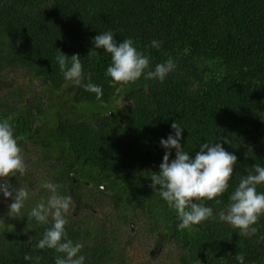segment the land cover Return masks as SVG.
<instances>
[{"label":"trees","instance_id":"trees-1","mask_svg":"<svg viewBox=\"0 0 264 264\" xmlns=\"http://www.w3.org/2000/svg\"><path fill=\"white\" fill-rule=\"evenodd\" d=\"M106 31L117 41L131 38L150 57V70L169 58L175 70L163 83L144 76L124 87L111 83L110 54L87 56ZM57 49L80 55L83 82L102 88L99 100L66 83ZM69 85L72 92L58 104ZM9 116L31 171L23 181L9 180L29 187L18 218L7 217L12 201L0 194V264H34L26 253L55 264L54 250L35 247L50 222L27 221L49 194L41 186L46 181L72 197L66 231L84 245L85 264H149L147 250L134 242L147 231L165 238L162 251L178 264H237L236 256L242 264H264V216L247 238L218 217L239 179L264 166V0H0V120ZM174 121L190 155L224 137L225 150L237 156L221 203L205 201L216 219L192 232L178 229L176 213L149 187L165 152L159 141L174 134ZM34 149L42 155L35 158ZM130 221L136 234L128 231Z\"/></svg>","mask_w":264,"mask_h":264},{"label":"clouds","instance_id":"clouds-1","mask_svg":"<svg viewBox=\"0 0 264 264\" xmlns=\"http://www.w3.org/2000/svg\"><path fill=\"white\" fill-rule=\"evenodd\" d=\"M92 43L93 47L87 56L98 55L96 50L99 49L110 54L111 62L105 75L110 78L111 83L120 87L135 83L142 76L163 83L176 68L174 60L169 58L155 65L154 70H150V57L138 51L131 38L117 41L112 31L97 34ZM160 46V41H151L152 48L158 49ZM56 62L67 84L94 93L97 100L101 98L103 90L99 85L83 82L84 73L79 54L69 58L57 49ZM11 121V116L0 120V194L5 200L11 198L7 217L14 219L20 216L25 207L29 198V187L21 183L19 187H13L9 182L12 177L23 181L27 174L23 149L19 144L23 137L15 135ZM171 129L174 134L159 141L165 152L159 171L150 172L149 187L176 213L178 229L192 232L195 226L216 219L213 208L205 206V201L215 200L216 204L221 203L218 198L229 187L237 156L225 150L223 145L229 141L224 137H217L216 142L202 143L199 150L190 155L181 144L184 129L175 121L171 124ZM173 149L175 158L170 161ZM41 186L49 194L31 208L27 221L31 223L35 220L41 225L50 222V227L43 232L35 246L36 250H54L57 253L55 264H85V256L80 254L84 245L74 243L66 231V216L74 203L72 197L61 195L59 186L50 181ZM261 186H264V166L255 164L247 175L239 179L238 186L230 194L226 209L218 213L219 220L238 230L242 237L255 235L258 231L255 225L264 216V192L257 191ZM3 225L5 221L0 218V226ZM31 239L32 236L28 238ZM41 259L40 256L33 257L27 253L24 255L25 261H34V264H40ZM235 259L237 264H242L241 256H236Z\"/></svg>","mask_w":264,"mask_h":264},{"label":"rangeland","instance_id":"rangeland-1","mask_svg":"<svg viewBox=\"0 0 264 264\" xmlns=\"http://www.w3.org/2000/svg\"><path fill=\"white\" fill-rule=\"evenodd\" d=\"M72 92V89H71V85H69V86H67V87H64V89H63V92L60 94V96H59V98H57V102H58V104H60L63 100L64 101H66V98H65V95L66 94H69V93H71ZM121 104H122V102L121 101H119V106H121ZM33 151H35V152H37L38 153V155H35V158H38V157H40L41 155H42V153L41 152H39V151H36V149H34ZM34 157V156H33ZM27 165V164H26ZM30 165H27V175H29V173H30ZM30 176H36V174L35 173H31L30 174ZM33 186V185H32ZM140 200H142V199H140ZM72 207H74V206H72ZM107 209V212H108V210L110 211V209L109 208H106ZM87 211H94V209L93 210H91V207L89 208V209H87ZM129 211V210H128ZM139 228L136 226V225H132L131 224V227H129L128 228V231L130 232V233H132V234H136L137 233V230H138ZM127 233H125L124 234V236H127L126 235ZM137 235H140V234H137ZM157 235H158V233H154L153 235L151 234V231H147V232H143V233H141V237H140V240L139 241H134L135 243H138V244H140V245H142L146 250H147V252H149V251H153V249H150L151 248V246H152V243H153V239H154V237L156 236L157 237ZM149 237V238H148ZM165 238H163V237H161V242L160 243H163V247L165 246H167L168 244H167V242H166V240H164ZM155 242H159V240H158V237H157V239L155 240ZM146 254H148V253H146ZM167 254L169 255V256H167ZM154 255H156V256H154V257H150L149 255V258H147L148 259V262H149V264H157L158 263V261H159V264H160V262L161 261H164L165 263H167V264H178V257L175 255V254H172V253H169V252H167V251H161V252H159V253H157V254H154ZM155 259H157V262H154V260ZM133 260H135V259H133ZM151 260V261H150Z\"/></svg>","mask_w":264,"mask_h":264},{"label":"flooded vegetation","instance_id":"flooded-vegetation-1","mask_svg":"<svg viewBox=\"0 0 264 264\" xmlns=\"http://www.w3.org/2000/svg\"><path fill=\"white\" fill-rule=\"evenodd\" d=\"M74 182H75V181H74ZM102 188H103V187H102ZM131 224H132V225H135L133 221H130V222L128 223V226L131 227ZM157 237H158V235H157ZM157 237L155 236L154 239L152 240L153 243H152V246H151L150 249H153V251H149V252H148V255H149L150 257H154V256H156V255H154V254H157V253H159V252H161V251L163 250V244H161L160 242H155V240L157 239Z\"/></svg>","mask_w":264,"mask_h":264}]
</instances>
